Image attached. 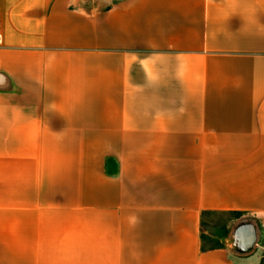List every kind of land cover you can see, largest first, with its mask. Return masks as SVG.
I'll return each instance as SVG.
<instances>
[{"label": "crops", "instance_id": "0c3cea01", "mask_svg": "<svg viewBox=\"0 0 264 264\" xmlns=\"http://www.w3.org/2000/svg\"><path fill=\"white\" fill-rule=\"evenodd\" d=\"M0 112L101 211L104 264H264V0H0ZM21 196L0 206L3 262L30 260L44 210ZM213 214L235 216L223 236Z\"/></svg>", "mask_w": 264, "mask_h": 264}, {"label": "rangeland", "instance_id": "374dc122", "mask_svg": "<svg viewBox=\"0 0 264 264\" xmlns=\"http://www.w3.org/2000/svg\"><path fill=\"white\" fill-rule=\"evenodd\" d=\"M4 114L0 112V206L21 204L24 193V200L27 199L30 206L40 205L44 210L30 213V260H0V264H104L101 211L76 207L78 197L69 194L70 182L54 180L53 166L41 165L40 169L37 164H29L34 158H28L29 150L21 147V129L8 134ZM2 216L5 213L1 212ZM231 217L235 216L213 214L205 218L203 225L205 229L223 236L226 233L223 224ZM38 218L41 222L39 228L33 224ZM232 232L239 252L253 251L260 241L258 222L249 216L237 217ZM5 250L0 245V256L5 254ZM37 256L40 260H36Z\"/></svg>", "mask_w": 264, "mask_h": 264}]
</instances>
